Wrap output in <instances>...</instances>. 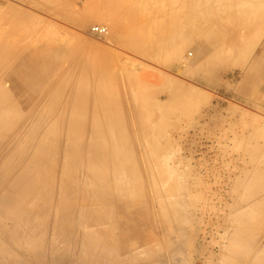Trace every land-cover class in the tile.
I'll use <instances>...</instances> for the list:
<instances>
[{
    "label": "rangeland",
    "instance_id": "1",
    "mask_svg": "<svg viewBox=\"0 0 264 264\" xmlns=\"http://www.w3.org/2000/svg\"><path fill=\"white\" fill-rule=\"evenodd\" d=\"M263 2L0 0V47L12 53L29 50L34 47L33 43L46 37L56 46L53 53L62 58L59 67L77 66L87 83V92L77 103L49 101L46 84L62 74L61 70L54 71L44 85L37 88V94L28 99V106H38L37 111L45 112L46 121L61 111L57 108L69 109L76 104L86 106L81 112L89 123L92 118L104 121V114L121 113V127L115 122L105 137L113 141L131 140L121 144L132 148L136 155L129 157V164L125 166L139 169L144 177L143 182L136 185L139 188L134 199L137 210L124 209L126 215L135 213V217L121 215L119 207L125 203L121 201L114 218L112 203L88 202L86 193L91 185L81 184L77 179L80 170L89 171L93 167L84 152L80 156L77 152L74 157L66 153L77 167L68 166L63 156L46 159L44 155L45 163L37 164L35 175L39 177V171L46 166V187L57 185L59 178L78 181L73 190L80 194L82 191L86 197L77 204L91 206L92 212L99 215L103 212L104 217H111L102 222H90L91 225L83 218L80 226L89 227L81 229L86 233L94 231L95 239V231L107 233L112 240L109 243L114 244L116 250L85 254L82 233L65 234L66 238L59 232L57 221L52 218L49 223L47 220L59 217L56 205L44 214L42 232L37 229V233L32 232L28 227L29 232L16 234L14 227L24 222L22 217H6L9 209L3 210L0 205V264H126L128 258L131 264L157 261H162L159 264H238L262 254L259 249L243 252L244 242L238 237L257 232L256 223L264 217V185L256 182L264 178V99L261 97L264 95V62L258 77L259 70L249 59L251 42L264 25ZM94 25L106 27L107 33L93 34L90 28ZM214 35L215 41L211 38ZM204 41L216 44L209 49L211 46H206ZM176 45L179 52L174 53ZM244 47L248 53H242ZM254 54L256 50L252 57ZM8 57L2 56L0 67L7 66ZM114 75L116 78H112ZM21 95L18 98L13 94L20 106V100L30 93ZM15 111L8 108L0 117L1 124ZM29 119L25 121L27 125ZM7 134L0 132L4 138ZM38 136L23 134L14 157L26 156V148L31 141L38 140ZM64 137L60 138L62 144L68 141L67 136ZM47 143L53 144L46 139ZM118 147L119 143L115 142V148ZM37 157L29 156V159L35 161ZM122 167L117 165L99 173L111 176ZM12 173L6 172L4 179ZM3 182L0 178V185ZM108 189L112 187L109 185ZM35 196L31 199L36 202ZM23 198L21 211L26 209L28 201L24 195ZM116 220L129 222L138 233L146 230L148 236L144 235L151 246L156 243L160 247L162 260L155 253L145 255L146 246L141 243L135 248L127 247ZM101 237L97 239H105ZM153 257L156 259L152 260ZM172 257L177 259L172 262Z\"/></svg>",
    "mask_w": 264,
    "mask_h": 264
},
{
    "label": "bare ground",
    "instance_id": "2",
    "mask_svg": "<svg viewBox=\"0 0 264 264\" xmlns=\"http://www.w3.org/2000/svg\"><path fill=\"white\" fill-rule=\"evenodd\" d=\"M185 2H187V1H185ZM224 3H223V5H224ZM263 5H264V2H263ZM215 7H217V6L215 5ZM27 15H26V17H27ZM0 18H2V17H0ZM189 37L190 38L193 37V34H191V36H189ZM147 38L149 39L150 36ZM211 38L213 41L216 40L215 35ZM148 39H146V40H148ZM204 43H205V41H204ZM205 44H206V46H211L209 48V49H211L214 47V45L216 43L210 41V42H206ZM33 45H34V47H32L29 50L21 49V50L14 52V53L8 52L7 50H5L4 47H0V59L5 54L7 56H9L7 66L0 67V117L4 115V112L8 108L16 110L12 115L9 116L10 121L8 120L7 122H4L3 124H1V122H0V128H1L0 132L2 134L8 133L6 135L7 136L6 138H4V137H2V135H0V178L4 181L0 185V205L2 206L3 210L9 209V215H7L6 217H17L18 219L20 217H22L24 222L23 223L18 222L14 227L16 234H19V233L24 234L26 232H29L26 229L28 227H29V230H31L32 232L37 233V230H38V232H42V229H43V222L42 221L44 218L46 219V217H43L44 214L46 213V215H47L50 207L56 205L57 211L59 210L58 211L59 217H49L47 220H49V223L51 222L52 218L54 219V221H57L58 228H59L58 230L63 235H65V234L67 235L70 233L73 234V232L74 233H76V232L82 233L85 240L83 239L82 240L83 242L81 244H83L82 247H83V252L85 254H88V255L92 254V253H98L99 254L102 251L103 252H107L110 250L114 251V250H116L115 245L109 243L111 240L110 235H106L107 233L105 234L103 231L97 230V231H95V236H96V239H95L93 234H92V233H94V231H92V233H86L85 231H83V229H81L82 227H84V228L89 227V225L80 226V221L83 218L88 220L89 221L88 223L90 224V222L91 223L92 222L97 223V222L106 221V220L110 219L111 217L110 218L104 217L103 214H105V213H103V212L100 213V215L95 213V212H92L91 206L84 205V204H82V205L77 204V203L83 202L84 198L86 197L83 195L82 191H81V194L74 192L75 191V190H73L74 184H76V183L79 184L78 181H76V180L73 181L72 179L69 180V179L59 178L57 180V181H59L57 185H56V183H53V184H51V186L48 185L46 187V180H45V176H46L45 167L46 166L44 165L45 167H43L39 171L41 177L40 176L37 177L34 172H35V169L37 167V164H38V166H40L39 164L43 165L45 163V158H43L44 155L46 156V159L50 158V157H56V158L58 157L59 158V157L63 156V160L65 161V163L68 166L73 167V166H76V162L74 161V159H71L70 157L66 156V153L70 154L74 157L77 154V152H79V156H80V154H82L84 152L85 155H87L89 157V160L90 159L92 160L93 167L89 171H86V170L81 171L80 170V172H79L80 176H77V179L81 180V184L88 183L91 185V190L86 193V195L89 198L88 202L90 200L94 201L95 203H97V202L102 203L105 201L111 202L112 205L114 206V207L112 206V209L114 211L113 216L115 218L116 217L115 213H116V209L118 207L117 206L118 203L119 202L121 203V201H125V203H123L124 205L122 204L119 207L121 215L123 217H131V218L135 217V215H136L135 213H131V214L126 215L124 209L126 207L127 211L128 210H132V211L137 210V207L135 205L137 203L134 201V199L136 197L137 190L139 188H136V185L138 186L140 182L142 183L144 180V177H143L142 172L139 169H136V168L134 169V167H131V166H129V167L125 166L126 163L129 164V162H128L129 157L133 158L136 155L132 151V148L131 149H129L128 147L125 148V146H121V144L128 141V140L129 141H131V140L126 139V140H123V142L122 141H113V140H108L105 137V134H107V132L110 131L109 129L111 127H114L113 124L115 122H117V125L121 127L122 122L120 120L122 119V114L119 112H116V113L114 112V114H111V115L104 114V115H106L105 118H102L104 121H101L98 118H92L91 123H89L85 117L86 115L81 112L82 110L83 111L85 110L84 107H86V106L83 104H82V106H78L76 104L73 108H69V109L68 108L63 109V106L60 109L57 108L59 111L60 110L61 111L55 112L54 116L49 117L46 121L45 112H43L41 109L37 111L38 106H34V105L28 106L27 103H28V99H30V97L32 98V96H35L37 94V88L41 87V85H44V82L47 81L50 76H52L51 75L52 72L58 71L57 73H59V70H61L62 74L60 76H58L57 79H53L52 81H50L49 83L46 84V89L47 88L49 89V91L46 95V99L49 101H52V100H58V101L73 100V103H77V101L80 99V97H82V95L84 93L86 94L87 83L85 82L84 76H82V74L78 70L77 66L74 67V66H71V64H70V66L67 69H63L61 66L59 67V64H60V61L62 60V58H60V59H59V57L57 58V55H55L53 53V51H55L56 46H53V44H51L50 41L48 39H46V37L40 38L38 40V42H36L35 44L33 43ZM230 48H231V46H230ZM146 49H147V46H146ZM176 49H177V45L175 46V48H173L174 53H175ZM177 51L179 52V50H177ZM245 51H246V53H248L247 47H244L242 49V53H245ZM155 53H157V52L155 51ZM154 54H153V56L155 57ZM71 58H69V59L71 60ZM228 63H230V62H228ZM3 64H5V63H3ZM121 67H120V69H121ZM64 68H65V66H64ZM81 68H83V67H81ZM118 70H119V68H118ZM81 71H82V69H81ZM103 73H105V72H103ZM109 73L107 71V74H109ZM115 76L116 75L112 76V78ZM99 85H101V84H99ZM102 86L104 88V84H102ZM112 86H113V82H112ZM163 87H166V86L163 85ZM106 90H107V88H106ZM150 91H152V90H150ZM145 92H146V90H145ZM22 93H26V94L30 93V95L25 96L24 97L25 99H23V101L20 100V102H22V105L20 106L13 99V94L18 96V98H19ZM134 94H135V91H134ZM75 113H77V114H75ZM28 119H29V123H30L29 125H27V123H25V121H28ZM110 120H112V121H110ZM7 124H9V127L5 126ZM24 125H26V126H24ZM124 126L125 125H123V127ZM34 131L36 133H34ZM23 134L24 135L36 134L37 136L39 135L38 140H33L29 143L30 145L26 148V156H24V157L15 156L14 157V154H16V152L18 150V142L20 141ZM64 135L67 136L68 141H67V143L62 144L63 142L60 141V138L61 137L65 138ZM46 139L52 141L53 144H49V143L46 144ZM115 142L119 143L118 149L115 148ZM126 143L128 144V142H126ZM262 144L264 145V142H262ZM124 148L126 149V151ZM35 155L38 157L36 158L35 161H31L29 159V156L33 158ZM40 155H43V156H40ZM118 156H121V157L123 156V157L119 158ZM11 157H14V158L12 160H10ZM117 165H122L123 167L118 169L116 172H113L111 176L100 175L99 172H102V170L113 169ZM37 170H39V169H37ZM9 171H11L13 173L8 178L5 176V179H4V175L6 174V172H9ZM43 173H44V175H43ZM76 174H78V173H76ZM145 176H146V174H145ZM42 178H44V179H42ZM54 181L56 182V180H54ZM256 182H259L261 185H264V178H260V179L256 180ZM109 185L112 187V190L108 189ZM54 189H57V191L56 190L52 191ZM58 190L63 191V193L58 192ZM105 190H107L108 193L106 192L107 195H105V197L102 198L101 195H104L103 192ZM100 192H101V194H100ZM34 193H38V194L35 196ZM23 195H24V197L28 198V201H26L27 202L26 209L21 211V209L24 206ZM94 195H96L97 198H95ZM21 196H22L23 201L21 200ZM32 196L37 197L36 202L34 200L32 201V199H31ZM29 197H30V201H29ZM77 206L79 207L78 209H76ZM132 207H135L136 209H132ZM166 207H167V204H166ZM164 208H163L162 212L164 211ZM168 208L169 207H167L166 209H168ZM52 210H53V208H52ZM168 210H167V212H168ZM124 215H126V216H124ZM164 215H165V213H164ZM118 217H121V216H118ZM162 217H164V216H162ZM38 219L40 221H36ZM121 219H124V218H121ZM250 220H253V219L250 218ZM116 221H117L118 229L119 230L121 229L120 232L122 233V239H123V241L127 247H129V248L134 247L135 248L139 245V243H141L142 245L146 246V248L144 250L145 255L146 254L150 255L152 253H155L154 255H158L160 260H162V255L160 254V250H159L160 247L158 246V244L156 245V243H155V246H153V247L151 246V242H149V240H147V238L145 236V235L148 236V233L146 230L141 232V233H138L137 231L134 230V228H133V226H131V224H128L129 222H121L120 220H116ZM245 223H247V222H245ZM71 224H74V226ZM96 225H99V224H96ZM51 226L53 228V224ZM224 226L226 227V225H224ZM256 226L258 227L257 232H253L251 235H248V236L241 234L243 236V238L241 236H239L238 238L240 241L244 242L243 252H244V250H246V251L248 250V251L252 252L253 249H259L263 253L257 254L255 252L257 255L250 258L252 260L248 259L250 261L237 262L238 264H254V263L257 264L256 262H258V264H261L259 262H262V264H263V262H264V231H263L264 217H260L258 219ZM54 227H55V225H54ZM49 229L51 230V228H49ZM248 229H247V231H248ZM227 230H228V228H227ZM47 231H49V230H47ZM55 231H56V229H55ZM66 235H65V237H66ZM141 235H143V236H141ZM101 236L102 237L105 236V239L104 240L97 239V238H100ZM118 237H120V236H118ZM140 237H141L140 241L139 240L135 241V239H138ZM152 237H154V236H152ZM262 237H263V240H261ZM149 238H150V236H149ZM112 239H114V238H112ZM152 239L153 238H151V240ZM119 240H121V239H119ZM160 240L162 241V239H160ZM80 241H81V239H80ZM116 243L119 244L117 241H116ZM129 251H130V249H129ZM167 253H168V251H167ZM170 253H171V251H170ZM174 253H176V252H174ZM241 254L243 255L244 253H241ZM241 254H239L238 256L242 257ZM174 255H176V254H174ZM156 257H153L152 260L154 258L156 259ZM167 258L170 259V257H167ZM189 258H191V257H189ZM175 259H177V258L172 257V262ZM126 260H127L126 264L130 263V261H131L130 258H128ZM157 260H158V258H157ZM158 262L161 263L162 261H157L156 263H158ZM17 263L20 264V262H17ZM175 264H178V263L176 262Z\"/></svg>",
    "mask_w": 264,
    "mask_h": 264
},
{
    "label": "crops",
    "instance_id": "3",
    "mask_svg": "<svg viewBox=\"0 0 264 264\" xmlns=\"http://www.w3.org/2000/svg\"><path fill=\"white\" fill-rule=\"evenodd\" d=\"M256 45H258L256 47ZM237 47H239V45L237 44ZM256 50V54H254V56L252 57V53H254ZM250 57L249 59L251 60V64L253 67H255L258 71L257 76L259 77L261 75V65L264 62V25L262 28L259 29L258 31V35L256 37H254V39L251 42V47H250ZM248 68V66H247ZM249 69V72H252ZM264 87V86H263ZM264 99V95L261 96Z\"/></svg>",
    "mask_w": 264,
    "mask_h": 264
},
{
    "label": "built area",
    "instance_id": "4",
    "mask_svg": "<svg viewBox=\"0 0 264 264\" xmlns=\"http://www.w3.org/2000/svg\"><path fill=\"white\" fill-rule=\"evenodd\" d=\"M90 30L93 34H96L99 36H102V35L106 34V32H107L106 27H104L102 25H94L90 28Z\"/></svg>",
    "mask_w": 264,
    "mask_h": 264
}]
</instances>
